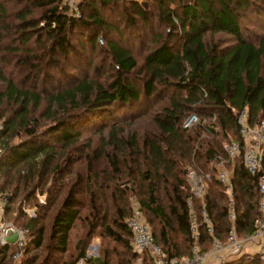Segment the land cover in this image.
Wrapping results in <instances>:
<instances>
[{"label":"trees","instance_id":"obj_1","mask_svg":"<svg viewBox=\"0 0 264 264\" xmlns=\"http://www.w3.org/2000/svg\"><path fill=\"white\" fill-rule=\"evenodd\" d=\"M16 1L19 9L11 14L15 22L10 24L0 3V192L7 191L4 219L27 231L26 244L15 264L48 263L44 259L37 262L36 251L44 242L43 221L50 209L56 207L48 232L55 252L68 250L71 228L81 217L85 204L78 195L87 187L81 190L79 177L70 187L64 186L67 190L57 202L64 188L59 183L63 168L55 163L58 149L84 155L90 170L101 158L105 161L99 171L93 175L90 171L86 180L89 214L94 215L90 225L101 226L103 234L122 249L112 256L105 252L89 257L88 264H135L137 258L141 264H154L149 254L135 253L130 244L132 232L127 220L132 209L127 200L135 194L166 257L189 256L193 239L187 212V166L209 175L204 201L215 238L227 239L232 225L231 203L238 234L247 237L256 231L255 221L260 217L258 175L246 171L242 157H236L228 192L216 178L218 167L213 162L231 139L244 145L237 125L239 111L248 109L252 125L264 119V0H80L78 17L62 5V0ZM34 10L39 16L33 15ZM106 11L120 12L119 22L109 21ZM249 12L256 19L257 24H253L262 29L258 33L245 25ZM214 34L228 36L229 40L220 44L208 39ZM144 36L150 38L151 45L139 64L133 45ZM87 48L91 53L100 50L104 54L101 59L108 61L106 71L104 66L92 69L94 76H103L99 80L84 75L71 85L58 84L56 90L47 93L23 88L13 77L4 75L6 66L18 71L27 65L32 70L37 67L35 60L46 57L50 69L59 57ZM160 96L166 102L148 113L150 127L141 133L133 129L125 134L118 124L132 122ZM37 111L51 123L41 127ZM191 113L205 121L184 128L183 122ZM105 128L107 135L101 132ZM85 129L101 132V136L94 147L85 143L81 154V147L74 145ZM39 155L42 159L37 167H30V172L27 168L22 174L21 167ZM71 159L69 154L65 162ZM50 174L54 176L45 190L46 202L32 203L35 188ZM99 178L107 183L105 186L112 181L114 188L106 191L99 183L93 187L91 184ZM18 196L25 205L36 207L35 218L22 213L19 200L12 209ZM106 199L112 206L110 215L108 203L104 205ZM199 202L195 201L197 207ZM200 228L199 244L211 243L213 237ZM14 250L13 245L0 246V264H11ZM84 250L83 246L78 255H84ZM218 264H264V259L257 252L242 253Z\"/></svg>","mask_w":264,"mask_h":264},{"label":"rangeland","instance_id":"obj_2","mask_svg":"<svg viewBox=\"0 0 264 264\" xmlns=\"http://www.w3.org/2000/svg\"><path fill=\"white\" fill-rule=\"evenodd\" d=\"M136 1L141 2L142 0H136ZM0 3L4 5L7 11L6 22L8 24L14 23L15 19L13 18L11 14H13V12L16 9H19L17 8L18 2L16 0H0ZM19 4L21 5L20 2ZM104 14L109 21L119 22V17L117 16L120 15V12H115L114 14V12L112 11H109V12L106 11L104 12ZM248 14H249L247 16L248 18L245 19V25H248L249 29H252V31H254L255 33L260 32L262 30L261 27L255 26L253 24V23L257 24L256 19L251 15V12H249ZM33 15L36 17L39 16V11L34 10ZM41 25L44 26L45 24L41 23ZM153 29H155V31L157 32L160 30L159 27L156 26V24H154ZM144 37H145L144 39L142 38L141 40H137V42H135V44L133 45L134 46L133 53L135 57L138 59L139 64L142 61L141 57L144 55V52H146V50L148 49V45H151L150 38L148 36H144ZM211 38L215 41H219L220 44L229 40L228 36H225L222 34H214L208 37V39H211ZM73 40L74 42H76L77 39L73 38ZM5 41H2V43L5 44L6 43ZM34 51L38 52L36 51V49ZM81 52H78L75 54L69 53L68 57H65V58L59 57L58 62L56 63V66H53L50 69H48L45 64L47 57L45 59L35 60L37 67L32 70H29L27 65L22 66V68L20 67L21 69H19L18 71H16L14 68H11L10 66H6L4 70V75L9 76L11 78L13 77L14 80L18 81L17 85L23 88L38 90L40 92L41 91L44 92L46 90L47 93H51L52 91L56 90L57 89L56 85L58 84L61 86L71 85L74 83L75 80H80L84 75L97 78V80L101 79L103 76L101 74H99V76L98 75L94 76L92 69L94 66H104L103 70L106 71L105 69L108 68V65H107L108 61H105V59L102 60L103 58L101 59V57L104 56V54L100 53L101 52L100 50L94 53H91L88 48L85 50H82ZM18 68L19 66L16 67V69ZM34 72L35 73L37 72L36 76H34V78L33 77L31 78L30 75L33 76L35 74ZM43 74H45V76ZM46 74H50L51 77L48 75L46 76ZM27 75H29L30 77L27 78ZM45 77H46V80H45ZM47 79H51V80L47 81ZM155 101L156 102L152 105V107L148 108V111L142 112V114L138 115L137 118L132 120V122H123L121 124L120 123L118 124L119 126H123L125 134L129 133V131L133 129L141 133L144 128L150 127L151 123H150V117L148 116V113L150 111H153L154 109H159L160 106L164 105V102H166L165 98H162V97L161 99L155 100ZM42 107H44V105ZM36 114L39 117L38 120H39V125H41V127L46 126L51 123L50 120H48L47 118H43L42 115H39L38 111ZM107 130L108 129L105 128V129H102L101 132L104 135H107ZM101 132L95 131L93 129H85L83 132H81V138L74 145V146L81 147V150L79 149L80 152L79 151L78 152L81 154L84 153L85 143H90V146L94 147L97 144L99 137L101 136L100 135ZM9 140H11L12 142H17L16 138H11ZM88 151L89 149L85 150V153H87ZM1 152H2V149L0 148V153ZM69 154H71L73 159H71L72 160L71 162L67 163V161L65 162V159L67 158ZM41 159H42V155H39L37 156V159L34 162L25 163V165L21 167L20 172L22 174H25V171L27 168H28V171L30 172V167H33V168L37 167V164L39 163ZM104 162L105 161L103 160V158H101L100 162H96V164H94L95 166H93L92 170H90V168L86 166V157H84V155H76V151H72L71 149L56 150L55 163H59L63 168L61 170L62 177L60 178L59 183L63 184V187L65 185H68L70 187L71 185L74 184V182H76L77 177H79L82 180L79 183L81 186V190L82 188L87 187L86 192L82 191V193H79L78 195L85 205L80 210L79 215L81 217L77 219V221L75 222V225L71 228L70 236H69V243L67 246L68 250L64 253L55 252L51 248L48 232H49V225L51 222L50 216L55 212L56 207L55 208L53 207V209H50L48 211V215L43 221L44 222L43 224L45 226L44 242L40 246L39 250L36 251L37 262H40L41 260L44 259L46 261L48 260L47 264H65L66 262H69V261L71 262L72 260H78L80 257L84 255L85 256L89 255L88 256L89 258V257L102 256L104 255L105 252H109L111 256L114 252L116 253L120 252L122 247H120V245H118L112 238L103 234L101 226H98L97 224H95L93 227H91L90 225L92 223V218L94 215H92V213L89 214L90 212V206H89L90 199H89V192H88L89 185L86 183V180L89 179L88 177L90 175V171H92V175H93V173H95L96 171H99L105 165ZM63 171L65 172L63 173ZM55 174H56V177H60V173H55ZM53 176L54 175L52 174L48 175L46 179H44L45 183L41 181L40 186L35 188V196L33 199L30 200L32 203H38V202L45 203L46 202L45 201V198H46L45 190L51 185L50 184L52 180L51 178ZM0 180H1V177H0ZM98 183L104 184V188L106 191H111V189L114 188V183H112L111 181L107 185V186L110 185V187L106 189L107 186L105 185L107 183H105V181L102 182L100 178L98 179L97 183H92L91 185L93 187L95 185L98 186L99 185ZM65 187L63 188V192H61L59 197L57 198L58 199L57 202L62 201L61 199L64 196V191L67 190L65 189ZM42 189L44 191H42ZM21 192L22 191H20V193ZM0 193H5L7 195L6 190L1 191ZM105 197L107 198V196ZM18 200L20 202L19 204H21V208L22 206H25L24 202H22L21 200V197L18 196L17 198H15L14 202L12 203L13 204L12 209L14 208V206L18 204ZM139 200L140 198L136 194L129 195L128 200H127V206H129L130 209H132L135 206V204L139 206V202H140ZM103 201H104L103 199H100L99 203H103ZM108 202L109 201L106 199V204L104 203V205L106 206ZM29 205L31 204H28V206ZM29 207H34V205L32 204V206H29ZM111 207L109 206V203H108V208H110L108 211L109 215L112 212ZM12 214H15V213L13 212ZM148 227L151 230V226H148ZM238 236L242 238V236H240L239 234ZM83 246L85 248L84 255L79 256L78 253L80 252ZM201 248H202V251L210 250L211 243L201 244ZM233 256L234 255H231L230 257H227L225 259L231 260V257ZM115 257H118V255H116ZM138 260L140 262L138 264H141L142 263L141 259H138ZM212 261L213 260H211V262ZM211 262H208L207 264H211Z\"/></svg>","mask_w":264,"mask_h":264},{"label":"built area","instance_id":"obj_3","mask_svg":"<svg viewBox=\"0 0 264 264\" xmlns=\"http://www.w3.org/2000/svg\"><path fill=\"white\" fill-rule=\"evenodd\" d=\"M80 0H62V5L68 7V10L74 16L80 15L79 10ZM215 119V115L212 121ZM199 115L191 113L183 122L184 128L196 126L198 123H203ZM237 125L240 134L243 137L244 145L238 141L231 139L223 145V153L216 155L214 162L218 167L216 178L226 187L228 192L232 189V167L233 160L241 156L244 168L250 174L258 175V192L260 199L258 202V210L260 217L256 219L255 226L257 229L254 233L247 237L240 238L234 220L236 213L233 205H230V220L232 222L231 229L227 234L226 241H221L213 236L215 228L213 226L209 212H207L204 201L207 189V179L209 175L196 169L194 166H188L185 174L189 189V197L187 199V212L189 215V228L193 239V247L191 254L185 258L171 257L167 258L161 245L155 241L149 225L146 223L138 205L132 208L131 216L127 220V225L132 232L131 246L133 251L138 254L147 253L152 257L154 264H218L223 259L235 254L242 253H259L264 259V153L262 145L264 144V119L259 123L252 125L249 122L248 109H242L238 112ZM2 124L0 123V129ZM231 164V168L227 164ZM200 201L197 207L195 201ZM7 195L0 193V246H14L12 254V263L20 258L22 250L26 244L27 236L26 229L16 226L12 221L4 219ZM42 201V200H41ZM21 211L28 217L35 218L36 207L22 206ZM203 227L206 232L212 236L211 248L207 251H202L199 244L200 230ZM89 255H84L75 261L74 264H87ZM140 258H137L135 264L140 263Z\"/></svg>","mask_w":264,"mask_h":264}]
</instances>
